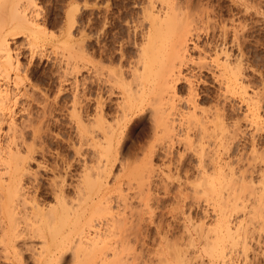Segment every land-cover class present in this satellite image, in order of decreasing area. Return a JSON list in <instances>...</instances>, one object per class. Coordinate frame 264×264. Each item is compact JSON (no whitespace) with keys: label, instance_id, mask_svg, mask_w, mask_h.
Segmentation results:
<instances>
[{"label":"bare ground","instance_id":"bare-ground-1","mask_svg":"<svg viewBox=\"0 0 264 264\" xmlns=\"http://www.w3.org/2000/svg\"><path fill=\"white\" fill-rule=\"evenodd\" d=\"M109 1L111 0H97L96 48L92 49L94 52L89 54L87 44L89 39L86 34L88 25L83 23L77 42L79 46L72 49L74 51L71 52L73 53L71 56L68 55L70 61L79 57L75 52L80 55L79 64L78 60L71 62L72 69L78 70L77 73L80 76L73 83L75 93L71 110L76 138L71 148L75 158H71L70 161L62 160L64 171L61 172L62 175L59 173L61 176L57 174L60 180L49 177L51 180H47V187H43L46 193L43 192L49 198L45 200L42 197L43 188L38 184L37 177L30 169L28 162L33 159V154L39 149V151H45L40 131V123L45 121V119L42 121V118H45V112L42 108L41 120L36 119L37 117L34 120L31 118L32 115L28 116L29 111L24 114L27 115L24 116V120L17 123L14 111L16 105L22 99L21 101L26 102L24 108L30 106L29 102L33 101L32 96L36 97L37 94L31 84H24L23 77L27 70L22 68L18 53L13 52L9 43L11 37L23 33L26 34L25 38L28 37V43L32 48L39 40L38 35H43L41 29H38L39 25L35 22L34 15L30 13L33 7L35 8L34 0H0V132L4 129V134H0V243H2L0 248L3 246V251L16 250V254L21 257L17 247L22 245L29 252L28 257L33 259L31 261L34 264H58L65 253L69 254L71 258L69 257L68 261L72 259L70 263L73 264H129L127 262L133 258L131 257L133 249L128 245L131 241L129 238L134 236L135 231L141 226L139 222L142 213L140 209L137 210L138 212L135 211L134 205L132 206L133 201L130 202V200V203L126 201L128 198L125 199V197L129 194L124 193L127 196H123L119 184L116 185L119 186L117 189L112 188V192L114 194L116 193L114 191L118 192L114 199L118 201L122 199L121 203H117L116 200L118 205L111 204V202L114 203L111 201L112 189H108L106 177L116 161L126 163L127 160H132L136 166L132 165L134 167L129 172L128 166L124 169L125 171L122 169L121 171H124V174L127 172L129 178L137 179V185L149 182L153 174V158L159 153H156L157 148L165 149V153L162 151L164 155L161 158L169 155L167 157L169 160L174 152L169 154L166 151L170 152V147L173 149L172 144L175 142V145L177 143V146L180 145L182 149L176 150L180 152L178 155L174 154L176 160L184 157V152L190 151L193 152L191 155L196 156L199 166L205 162L211 164L207 165L210 170L206 169L207 167L204 168L203 164L199 173L197 172L199 175L197 179H200L203 187L200 186L201 190L204 189L203 193H199L203 195L205 192V195L208 194L206 195L208 199L210 196L211 201L208 202H211L209 204L215 212L214 223L210 225L212 227L205 224L209 228L206 230L207 233L204 230L205 234L202 236L200 232L198 236V238L204 237V240L202 238L199 240L205 241L204 245L202 242L205 248L199 246L205 249L204 253L202 249L201 252L206 255L209 264H264V151H258L262 148L256 151V145H250L251 151L247 153L251 161L246 158L247 165L245 163V166L241 168L236 167L237 171L229 168L233 161L222 160L220 153H226L232 149V140L238 131V129L236 132L232 131V128L238 123L235 121L233 125L232 122L229 131L225 121L226 116L223 118V109L216 103L208 108L204 106L206 101L201 96H209V93L201 87L204 83L201 74L203 71L209 72L218 86L216 96L223 97L227 94L236 97L245 107V113H243L245 120L247 119L256 129L262 130L261 114L255 112L259 109L256 106L258 104H255L257 93L255 90L247 91L242 86L243 80L240 78L242 65L238 60L239 57L230 59L229 48H226L228 42L225 36L223 37L224 31L220 38L221 42L217 41L213 53L208 52L210 53L208 54L206 49L197 45L202 34L208 36V40L211 41L215 38L212 34L214 28L211 27L212 35L208 33L211 13L206 10L209 3L206 2L203 5L202 0H144L140 2L141 7L139 6L137 13L131 17L119 11L120 14L117 17L122 24H125V30L121 31L118 28L119 24L117 26L118 22H115ZM202 6L206 9L200 8L202 11H199L197 7ZM245 12L243 10V13ZM67 14H69L67 17L71 16L70 13ZM231 24H233L232 21ZM237 33L234 32V35ZM236 39L232 38L230 41L234 43L233 40L238 41ZM71 44L70 46L64 44V46L71 48L75 46L74 42ZM204 44L207 46V43ZM67 48L64 49L67 50ZM71 48L68 50L72 51ZM193 49L199 50L196 58L189 54V51ZM32 58L31 54L30 59ZM89 81L95 86L93 96L88 94ZM181 84L184 85V95H182ZM180 96L184 98L180 99ZM180 103L184 105V111L179 110ZM25 111L27 112L24 109ZM144 123L149 126L151 142L146 143L147 146H137L139 151H132L133 144L129 140L134 136L137 128ZM28 128L29 130H26ZM204 141L208 143V146H213L210 153L203 148ZM162 143L166 145L160 146ZM207 149L210 150L209 147ZM205 150L209 156L205 154ZM228 156L223 157L228 158ZM239 162L238 166H241ZM74 165L78 166L73 175L74 179L66 183L65 177L69 175ZM54 166V168L49 166L51 170L46 166L42 170L47 168L49 171L60 172L59 168ZM196 183L199 185V182ZM144 189L147 190L146 187ZM221 189H223V198ZM146 200L147 198L142 201L144 207L142 203L141 209L148 208V204L145 207ZM135 207L139 206L135 205ZM146 212L148 214L149 211ZM202 225L197 228L199 231H202ZM137 234L140 235V232ZM186 236L189 238L184 241L186 244H180L182 247L185 245L182 252H179L181 250L179 244L178 248L175 246L172 250L170 249L175 250L174 255L170 254L171 251L168 252V247L173 245L163 240L167 246L169 243V246H166V252L170 254V260L171 258L176 260V264L179 258L182 262L189 261L190 252L187 254V247L194 244L191 240L192 235ZM135 237L136 235L134 238L131 237L134 242ZM34 241L38 247H34ZM158 250L154 255L158 252L162 254L160 252L162 249ZM155 257L158 258L157 262L161 260L160 263L165 259V257L161 259L160 256ZM16 258L18 259V256ZM18 260L16 261L19 263ZM20 261H22L21 258ZM167 263L166 260L163 264Z\"/></svg>","mask_w":264,"mask_h":264},{"label":"rangeland","instance_id":"rangeland-1","mask_svg":"<svg viewBox=\"0 0 264 264\" xmlns=\"http://www.w3.org/2000/svg\"><path fill=\"white\" fill-rule=\"evenodd\" d=\"M66 1L68 3H66ZM117 1H119V2H117ZM143 1L144 0H127V1L126 0H111L108 2L109 4H111L113 17H115V22L116 23L118 22L117 26L119 24L120 27L118 26V28L121 29V31L125 30V26H124L125 24L124 23L122 24L121 20L118 19L117 16L121 12L124 14L126 13V15H129L130 17H131V15L132 16L135 15L137 13V11L140 9L139 6L141 7V3ZM206 2L209 3V6H208L206 11H208V12L210 11V13H211V15H210V23L211 24H210V30H208V33L211 34L212 33L211 31H213V29H211V27L214 28V31L212 34L215 35L214 36L215 38H214V40L211 41V40H208L209 39L208 36H205L204 34H202L198 40L197 45L200 48L206 49L207 53L208 52L213 53L212 52L213 48L217 45L218 42L219 43L221 42L220 38H222V31H224V33L226 35L223 33V37L225 36L226 42H228L226 45V48H229L228 51H229L230 59L234 60V59H237V57L240 58V59L238 58V60L240 61L241 65H242L241 67L243 68V69L241 68V77H240L243 80L242 86L247 91L255 90V92L257 93L256 97L258 100L257 99L255 100V104L256 103L258 104L256 106L259 109L256 108V110L257 109L258 110L255 112H258L259 115L261 114L260 119L262 121H264V86H262V85H264V0H248V1L247 0L246 1L245 0H243V1L242 0H202L201 4L204 5V4H206ZM34 3H35L36 9L33 7V10L30 11V13L32 15H34L35 22L37 23V25H39L38 29L39 30L41 29L43 36L38 35L39 40L35 44L36 46L34 45V47H32V48H31V45H29V43H28V37L25 38L26 34H23V33L22 34L18 33V35L16 34L15 37H13V38L11 37L9 40V43H10L11 48L14 50L13 52L18 53V60H19V63L21 64L22 68L27 70V72L25 73L26 75L24 74L25 76L23 77L24 78V84L25 85L31 84L34 87L33 88L34 91L36 90L35 93L37 94L36 97L32 96V99L34 102L33 101L29 102L31 104L30 105L31 107L30 106H28V107H30L31 109L28 108L27 106H25V108H24V105H26V102L24 103L23 101H21L22 99L20 100L19 104L16 105L14 111H15V119H17V123H20L22 120H24V116L25 117L27 116L24 114L29 113V111H30V113L28 114V116L32 115V117L31 116L30 117L32 119L34 118V120L41 118L40 115H42V114L40 112H42V108L44 109V112H45V114H44L45 118H42V121H43V119H45V121H43L42 124L40 123V129H41L40 131H41V136L43 139L42 142L44 145L43 148L45 151H43V150L39 151L40 150L39 149L35 154H33V157H32L33 159L29 160L28 162L30 165L29 166L30 169L34 172L35 177H37L38 184H40V186H42V188L43 187L46 188L47 182L51 180L50 178H53V180H54V177H56L55 180L61 179L60 178V176L62 175L61 172L64 171L63 170L64 166H63L62 160L64 159V161H66V160L70 161L71 158H75L74 153H73V149L71 148V144L73 142L75 143V141H76L75 130H74L75 125H74V122H72L73 117H71V110H72L73 95L75 93V87H74L75 84H73V83H75L74 80L79 79L80 76L77 73L78 70L72 69L71 62L78 60L77 63L79 64L80 63V55L78 52L77 53L75 52V54H77L79 57L75 58L72 61H70V57L68 55L71 56V54H73L71 52L74 51L72 49H74V48L76 49L79 46L78 45L79 43H77V42L79 40L80 28H81L83 23H86V25H88L86 34H87L88 39H89L88 43H87L88 49H89V54H92L94 52L93 50H95V48H96V45H95L96 34L95 33H96V25H97V18H96L97 17V13H96L97 0H34ZM210 4L212 5V7ZM132 6H134V7H132ZM204 7L205 6L197 7V8H199V11H202V10L206 9V7L205 8ZM200 8L202 10H200ZM70 9L72 10V12ZM67 10L69 12H67ZM243 10H244V12L245 11L246 12L243 13ZM119 11H120V13H119ZM67 13H70L71 16L67 17V15H69ZM88 18H90V19H88ZM231 21L233 24H231ZM224 25H225V27H224ZM240 25H242V26H240ZM229 26H231V27H229ZM238 27L239 28L241 27V28L239 29ZM116 31H118V30L116 29ZM234 32H238V33L236 35H234ZM68 34L71 36H69ZM233 35H234V37H232ZM235 36L237 37L238 41L233 40L234 43H232V41H230V39H232V38L236 39ZM41 37H42V39H41ZM240 39H241V41H240ZM210 41L212 44L210 43ZM73 42L75 43V46L73 45L72 48L68 47V46H64V44L70 46V44ZM235 42L237 45L235 44ZM204 43H207V46H205ZM23 44H24V46H23ZM28 45H29V47H28ZM211 45H213V46H211ZM54 46H55V48H54ZM62 46H64V47H62ZM71 46H72V44H71ZM65 47L66 48L68 47L67 50L71 48L72 51L68 50L69 51L68 52L66 49H64ZM198 51L196 49H193V50L189 51V54L192 55L191 57L196 58V56H197L196 54H198ZM58 53H59V55H58ZM210 53H208V54H210ZM31 54L33 56V58H32L33 60L30 59ZM55 57H56V60H55ZM61 62H62V64H61ZM201 76H202V80L204 82L203 84H201V87H203L204 89L203 88L202 89L209 93V96H201L206 101V103H205L206 105H204V106H207L206 108H208V107L213 106L216 103L218 105V107L223 109V118H224V116H226L225 121H226L227 129H229V131L231 130L230 125H232V122H233V125H234L235 121L238 123V124H236V126H233V128H232V131H235V132L238 129V131L236 133L234 132L235 134H234V137L232 140V143H233L232 149L226 153L224 152L225 154L223 152L220 153L222 160L227 159L228 160L227 162L233 161L231 164V167H229V168H231L233 170L235 169V171H237L238 168H236V167L241 168V167L245 166V163L247 165L248 160H250L248 158L249 154L247 153V152L251 151L250 150L251 147H249L250 145H256L255 146L256 151L258 149H261V148H262V150H258V151L259 152L264 151V122L261 121L260 127H262V130H260V128H258L259 130L256 129L253 125H251L250 122H248L247 119H246L247 121L245 120V117H243V113H245V107L243 104H240V102L238 101V99L236 97L228 96L227 94L226 95L223 94L224 98L222 96H220V97L216 96L218 86L213 81L211 76L209 75V72L203 71ZM65 79H67V80H65ZM182 85L183 84H181V87L183 90L182 95H184V93H185L184 85L183 86ZM88 87H89L88 88L89 89L88 90L89 96H93L94 92H95V88H94L95 86L93 83H91V81H89ZM180 97H181L180 99L184 98V96H180ZM34 98H36V99H34ZM28 100H30V99H28ZM208 103H211V104H208ZM44 104L46 106H44ZM221 104L223 106H221ZM42 106H44L45 108ZM178 108H179V110L184 111V105L182 103H180L178 105ZM231 108H233V109H231ZM24 109L27 110V112L26 111L24 112ZM37 114L39 115V117ZM225 121H224V123H225ZM234 127L235 128L238 127V128H236V130H233V129H235ZM3 128H4V126H3ZM254 128L256 129V131ZM26 130H29V128ZM3 132H4V129L0 132V134H4ZM252 139H254V140H252ZM150 140H151V138H150L149 126L147 123H144L137 128V130L134 133V136L129 140L133 144L132 151H137L138 150L137 146H142V145L147 146V144L149 143ZM250 140H252L253 142ZM204 142L206 143V147H204L205 146V143H204L203 148L206 149L208 153H210V151H212L211 148L213 149V146L210 147L207 145L208 143L206 141H204ZM128 144H130V143H128ZM163 144L164 143H162V145L160 144V146L166 145V144H164V145ZM173 144H172L173 149L170 147V152L166 151L169 154L170 153L172 154L174 152L172 155H170L171 157H169V160L167 158L169 155H166V158L165 157L161 158V156L163 157V155L165 153L164 152L165 149L162 150L160 147L157 148L156 153H158V152L161 153L162 151L164 153L162 152L161 155H158L159 154L158 153L153 158L152 165L154 166L153 167V174L154 175L151 174L152 177L150 176L151 179H149V182L147 181L146 183L142 184L143 181H146V180H143L141 182L142 185H140V184L137 185V183H138L137 179L133 180V178H131V177L129 178V174L127 172H126V174H128V175L124 174V171H125L124 169L127 166L130 167L129 169H127L128 172H129V170H132L131 169L132 167L136 166V165H134V163H132V162H134L132 160H127L126 163H125V161L124 162L116 161L113 164L111 171L109 172V174L106 177L105 181L107 182L108 189L109 188H110V190L112 188L117 189L119 186L117 187L116 185L119 184L120 190L122 188V191H123L121 194H123V196L125 195L124 193H126L127 195L129 194L128 196L125 195V196H127V197H125V199H127V198L129 199V200L127 199L126 201H128V203L133 201L132 206L134 205L133 207L135 208V211L138 212L140 209L141 210L140 213H142V215L140 214L141 215V220H140L141 223L139 222V224H141L142 227L140 225H139L140 227H138L140 235L137 234V233H139V232H137L138 231V229H137L135 231V233L133 234L134 236L136 235L135 242L133 239H131V237L134 238V236H131L129 238L131 241H129L128 245L132 247L131 249H133V255L131 256L133 258H130L129 261L127 260L128 261L127 263H129V264H152V263L158 264L161 261L160 260L161 257H163V258L165 257L164 261H162L163 263L164 262L166 263V260H167V262L169 264H176V262H175L176 260L175 261L173 260L174 258H171L172 260H170V257H169L170 254L172 255L173 252H175V250H173V251H171V250L175 246H176V248H178L177 245L179 244L178 246L181 248V250H179V249L178 250H179V252L180 251L182 252L184 250V247H185V245H184V247H182V245H183V243H185L184 241H186V239L188 238V236H186V235H192L191 240L193 241L192 244H194V245H191V247H187V254H188V252H190L189 253L190 255L188 254L189 261L182 262V261H180L181 259L179 258L178 259L179 261H177V264H178V262H180L179 264H183V263L184 264L185 263L186 264H195V263L196 264H201V263L202 264L203 263L209 264L208 258L206 257V255L203 254L204 253L203 251H205V249L203 250V248H205L203 246L205 241L204 242L202 241V240H204V237H199V238H202V240L201 239L199 240L198 236H199L200 232H201L200 235L205 234L204 232L207 229H209L208 227H210V228L212 227L210 225L211 224L213 225V223H214L215 212L212 211V206H211V204H209L211 202H208V201H211L210 196L208 199L207 198L208 194H206L207 195L206 196L205 192H204L203 195H205V196L203 197V195H200V193H199V192L203 193L204 189H203V191L201 190L202 184H200L201 183L200 179H197L199 176L197 174V172L199 173V170L203 164H204V166H203L204 168L207 167L206 169L210 170L209 166L211 164H209L208 162H205V163H202L201 166H199L196 156L194 154L191 155V153H193V152H190V151H189L190 153L188 151H187L188 153L184 152V154H183L184 157H182L180 159L181 161L176 160L175 156L180 153L177 151L182 150V149H181L180 145L177 146V143L175 145V142H173ZM135 147H136V150H135ZM208 147L210 148V150L207 149ZM206 150H205V154L208 155ZM174 154H176V155H174ZM228 154L230 157L228 156ZM245 154H246V156H245ZM225 155L228 156V158L227 157L224 158L223 156H225ZM157 156H159V157H157ZM251 156H252V153H251ZM246 158H248L247 161H245ZM241 159L244 163L242 161L239 162ZM238 162H239V165H241V166H238ZM120 163H123V164H120ZM137 163L139 165V162H137ZM233 163H236V164H233ZM53 164L56 165L57 169L59 168L58 170L60 172H57L54 170L49 171V169L51 170V168H52L51 166H53V168L55 167ZM119 164L121 166H119ZM208 164H209V166H207ZM228 164H230V163H228ZM76 165H74L75 167H73V169H71V172L69 173V175H67V177H65L66 183H67V181L70 182V180H72V178H73V175H75V171L77 170V167H78ZM132 165H134V166H132ZM141 165L142 164H140V166ZM45 166L47 168L50 166L51 168L49 167L48 170H47V168H46V170H42V169H44L43 167H45ZM119 167H124V168H119ZM35 168H36V170H35ZM56 168H55V170H57ZM60 169H62V170H60ZM121 169L124 171H121ZM45 171H47V172H45ZM57 174L60 176L58 177ZM124 175H126V176H124ZM167 175H169V176H167ZM114 177H115V179H114ZM165 177H167V178H165ZM196 182H199V185ZM147 183H148V185H146ZM197 185L199 187L201 186L200 189H199V187H197ZM138 186H140V188ZM141 186H142V188H141ZM145 187L147 190L144 189ZM44 188L42 189V192L43 191L45 192ZM113 189L110 191V194L112 196L109 195L112 197L111 201L114 202V203L111 202V204H117L118 202L121 203L122 199L120 201H118L117 199H114V198H116L115 195L118 192L114 191V192H116L114 194L112 192ZM194 189H196V190L198 189V190L196 191ZM143 190H145L144 192L147 193L148 195L147 194L145 195ZM118 191H119V189H118ZM139 191L141 192V194L143 193V195H141ZM44 192L42 193V197L45 200H49L48 195H46L45 194L46 192L45 193ZM136 192H138L142 197ZM221 193H222L221 197L223 198V189H221ZM132 195H134V196H132ZM137 195H139L140 198ZM135 196L137 198H134ZM146 196H148V197H146ZM144 197H145V199L147 198V200L145 202L146 203L145 207L147 204L150 206V207L148 206V208L146 207V209L143 208L144 202H142V201L145 200ZM141 198L143 200H139ZM149 198H150V200H149ZM112 199H114V200H112ZM139 201H141V202H139ZM222 201H223V199H222ZM138 202H139V204H138ZM141 204L143 205L142 209H141V206H142ZM135 205L137 207L139 206L140 208L139 207L136 208ZM146 211H149L148 214ZM211 212L213 213V215ZM192 219H193V221H192ZM199 222H200V225H199ZM157 223H158V226H157ZM201 223H203L204 225H202ZM205 224H207V226L208 225L209 226L207 227ZM201 225H202V228H201L202 231H199L197 228H199ZM195 226H197V227H195ZM195 228H196V230H195ZM203 228H206V229H203ZM161 230H163V231H161ZM194 230L197 233L194 232ZM186 231L188 234L186 233ZM161 232L165 233L166 236L164 237L165 234H163ZM183 233H185V234H183ZM206 233H207V231H206ZM176 236H177V238H176ZM163 240L166 241V243L167 242L171 243L170 245H173V246L172 247L170 246V248H169L168 247L169 243L167 246V244H165ZM167 240H169V241H167ZM174 240H175V243H177V244L174 243L175 245L173 244ZM35 242L36 241L33 242V245H35L34 247H38V246H36ZM202 242H203V245H202ZM163 243L165 244V247H164V248H166L165 251H164V248H162L164 246ZM0 244H2V243H0ZM180 244H182V245H180ZM199 245H201L203 248H200ZM166 246L169 249L168 252L171 251L172 253L170 252V254H168L166 252L167 251ZM23 248L24 247L22 245L20 247H17V251L19 250L18 252H21L20 253L21 257H19V254L17 255L15 252L16 250H14V251H11V250L5 251L4 250L3 251V246H2L0 248V253H1L0 254V264H34V262L32 263L33 259H30L28 257L30 255L29 252L26 251L25 248L24 249ZM176 248H174V249H176ZM158 249L159 250L162 249L160 251V252H162V254H160L158 252V254H160V255H158L157 253H156L157 255H154ZM189 249H190V251H189ZM201 249H202L203 253L201 252ZM178 250H176V252H178ZM166 253L168 254V256H166L167 255ZM65 254L63 255V257H61V261H59L58 264H63V263L64 264H68V263L71 264L72 263V262L70 263V261L72 259L70 261H68L71 258L69 256V254L68 253H65ZM149 254H150V256H149ZM164 254H166V255H164ZM16 256H18L19 260L16 258ZM152 256H154V257H152ZM155 256H160L159 257L160 261L158 260L159 262L156 261L158 258ZM198 256L200 258H198ZM166 257H168V258H166ZM12 258H16V259H12ZM20 258L22 261H20ZM163 258H162V260H163ZM175 259H177L176 256H175ZM16 260H18L19 263ZM131 260H133V262Z\"/></svg>","mask_w":264,"mask_h":264}]
</instances>
